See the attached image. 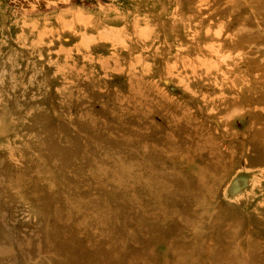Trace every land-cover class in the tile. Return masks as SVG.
Segmentation results:
<instances>
[{
  "label": "rangeland",
  "instance_id": "obj_1",
  "mask_svg": "<svg viewBox=\"0 0 264 264\" xmlns=\"http://www.w3.org/2000/svg\"><path fill=\"white\" fill-rule=\"evenodd\" d=\"M0 264H264V0H0Z\"/></svg>",
  "mask_w": 264,
  "mask_h": 264
},
{
  "label": "bare ground",
  "instance_id": "obj_2",
  "mask_svg": "<svg viewBox=\"0 0 264 264\" xmlns=\"http://www.w3.org/2000/svg\"><path fill=\"white\" fill-rule=\"evenodd\" d=\"M134 4H135V3H134ZM86 14H87V13H86ZM119 15H120V14H119ZM66 16H67V15H66ZM122 17H123V16H122ZM89 18H90V17H89ZM101 18H102V17H101ZM82 19H83V18H82ZM82 19H81V20H82ZM85 19H86V18H85ZM87 19H88V18H87ZM84 21H85V20H84ZM84 21H83V22H84ZM88 22H90V21H88ZM88 22H87V23H88ZM29 23H30V22H29ZM35 23H36V22H35ZM66 23H67V22H66ZM85 23H86V22H85ZM85 23H84V24H85ZM81 24H82V23H81ZM73 25H74V24H73ZM40 26H41V25H40ZM40 26H39V27H40ZM47 26H48V25H47ZM84 26H85V25H84ZM138 26H139V25H138ZM49 27H50V26H49ZM74 27H75V26H74ZM147 27H148V26H147ZM71 28H72V27H71ZM118 28H119V27H118ZM55 29H56V27H55ZM116 29H117V28H116ZM39 30H40V29H39ZM73 30H74V29H73ZM104 30H105V29H104ZM117 30H118V29H117ZM31 31H32V30H31ZM36 31H38V30H36ZM45 31L47 32L48 30H45ZM56 31H57V29H56ZM66 31H67V30H66ZM81 31H82V30H81ZM98 31H99V30H98ZM110 31H112V30H110ZM115 31H116V30H115ZM26 32H28V31H26ZM43 32H44V31H43ZM63 32H64V31H63ZM28 33H29V32H28ZM38 33H39V32H38ZM41 33H42V32H41ZM48 33H49V32H48ZM50 33H51V32H50ZM113 33H114V32H113ZM44 34H45V33H44ZM58 34H59V33H58ZM46 35H47V33H46ZM53 35H54V34H53ZM86 36H87V35H86ZM81 37H82V35H81ZM49 61H50V60H49Z\"/></svg>",
  "mask_w": 264,
  "mask_h": 264
}]
</instances>
